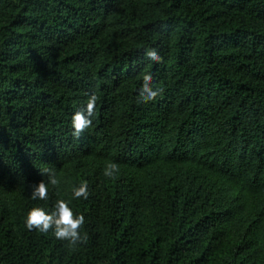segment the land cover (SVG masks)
Here are the masks:
<instances>
[{
    "label": "trees",
    "instance_id": "16d2710c",
    "mask_svg": "<svg viewBox=\"0 0 264 264\" xmlns=\"http://www.w3.org/2000/svg\"><path fill=\"white\" fill-rule=\"evenodd\" d=\"M57 199L87 244L24 227ZM0 264H264V0H0Z\"/></svg>",
    "mask_w": 264,
    "mask_h": 264
},
{
    "label": "clouds",
    "instance_id": "9594fccd",
    "mask_svg": "<svg viewBox=\"0 0 264 264\" xmlns=\"http://www.w3.org/2000/svg\"><path fill=\"white\" fill-rule=\"evenodd\" d=\"M145 57L153 64L163 61L158 49L148 48L145 50ZM143 84L138 90L136 103L148 105L157 101L163 96L164 89L153 85L154 77L150 72L143 74ZM99 101L95 92L88 94V102L83 110L76 111L71 117L72 136L79 139L82 134L93 124L94 110ZM120 171V167L115 162H109L104 175L109 179H115ZM42 179L35 185H31L30 199L33 201H47L51 189H59L60 179L55 167H43L39 170ZM89 185L87 181H82L78 186L72 188V198L75 200H87L89 198ZM71 201L57 199L48 209L45 207L33 206L24 217V227L29 232H38L43 235L51 232L58 241L65 242L69 249L87 244L88 234L82 231L86 225L85 215L73 212L70 207Z\"/></svg>",
    "mask_w": 264,
    "mask_h": 264
}]
</instances>
